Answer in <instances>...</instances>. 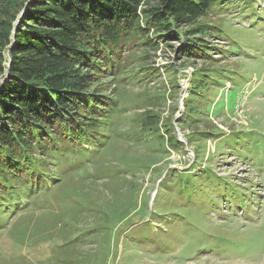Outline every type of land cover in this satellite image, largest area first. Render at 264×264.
Listing matches in <instances>:
<instances>
[{"label":"rangeland","instance_id":"rangeland-1","mask_svg":"<svg viewBox=\"0 0 264 264\" xmlns=\"http://www.w3.org/2000/svg\"><path fill=\"white\" fill-rule=\"evenodd\" d=\"M173 30L101 79L118 108L101 147L0 212V264H264V157L247 145L264 140V0Z\"/></svg>","mask_w":264,"mask_h":264},{"label":"trees","instance_id":"trees-1","mask_svg":"<svg viewBox=\"0 0 264 264\" xmlns=\"http://www.w3.org/2000/svg\"><path fill=\"white\" fill-rule=\"evenodd\" d=\"M227 1L0 0V212L17 206L22 192L46 190L61 158L101 147L118 111L103 77L133 72L132 52ZM263 141L247 143L260 162Z\"/></svg>","mask_w":264,"mask_h":264}]
</instances>
